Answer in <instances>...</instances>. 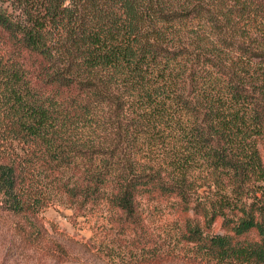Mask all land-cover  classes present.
<instances>
[{
  "label": "trees",
  "instance_id": "obj_1",
  "mask_svg": "<svg viewBox=\"0 0 264 264\" xmlns=\"http://www.w3.org/2000/svg\"><path fill=\"white\" fill-rule=\"evenodd\" d=\"M0 145L15 214L126 234L149 203L197 257L264 264V0H0Z\"/></svg>",
  "mask_w": 264,
  "mask_h": 264
},
{
  "label": "rangeland",
  "instance_id": "obj_2",
  "mask_svg": "<svg viewBox=\"0 0 264 264\" xmlns=\"http://www.w3.org/2000/svg\"><path fill=\"white\" fill-rule=\"evenodd\" d=\"M140 212L143 227L121 234L107 208L75 210L57 202L38 212L15 214L0 202V264H214L179 242L171 213L149 203ZM212 229L220 232L218 225Z\"/></svg>",
  "mask_w": 264,
  "mask_h": 264
}]
</instances>
